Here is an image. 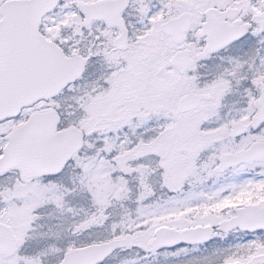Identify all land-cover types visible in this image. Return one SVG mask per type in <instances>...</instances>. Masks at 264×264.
I'll use <instances>...</instances> for the list:
<instances>
[{
  "label": "snow or ice",
  "instance_id": "1",
  "mask_svg": "<svg viewBox=\"0 0 264 264\" xmlns=\"http://www.w3.org/2000/svg\"><path fill=\"white\" fill-rule=\"evenodd\" d=\"M0 264H264V0H0Z\"/></svg>",
  "mask_w": 264,
  "mask_h": 264
}]
</instances>
